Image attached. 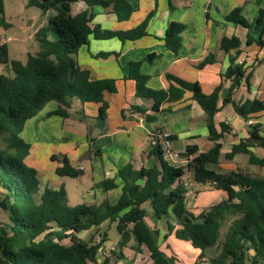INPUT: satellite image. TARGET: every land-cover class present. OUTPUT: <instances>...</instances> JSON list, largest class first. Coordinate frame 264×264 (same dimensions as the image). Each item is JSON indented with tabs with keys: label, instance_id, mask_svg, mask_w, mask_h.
Returning a JSON list of instances; mask_svg holds the SVG:
<instances>
[{
	"label": "trees",
	"instance_id": "obj_1",
	"mask_svg": "<svg viewBox=\"0 0 264 264\" xmlns=\"http://www.w3.org/2000/svg\"><path fill=\"white\" fill-rule=\"evenodd\" d=\"M76 1L79 0H28L27 5L37 6L43 12L53 10L54 15L34 32L39 48L37 52L28 54L24 63L11 60V75L0 74V142L4 141L0 146V209L8 214V221L0 222V264H99V247L107 240V234L102 233L101 239L92 243L80 238L78 232L98 227L106 220L115 222L118 246L127 247L132 241L129 248L140 252L144 246L153 264H175V257L160 248L158 230L146 222L149 215L144 207L146 202H149L153 219L167 218L164 238L173 234L176 239L188 241L199 250L198 260L205 257L207 248L218 244L221 228L227 223L220 251L209 258L207 264H264V177H251L240 170L219 172L207 167L218 163L220 145L217 141L228 129L222 124V131L217 132L213 121L219 108L221 84L209 94H204L197 82L167 73V87L152 88L147 85L148 76L140 71L142 60L129 62L124 77L134 80L137 96L152 100V113L138 105L132 108L142 113L145 120L153 121L157 113L166 110L161 107L163 103L179 100L189 91L205 113L208 138L213 146L205 152H198L194 145L188 146V160L184 166L170 165L163 158L161 148L152 147L150 154L157 158L158 165L134 169L132 164L125 163L117 169L116 176L122 184L114 203L104 200L97 205L79 203L69 206L64 186L40 190L36 170L23 162L30 151V144L20 136L25 121L49 101L57 102V107L50 114L67 117V109L74 98L82 104L97 103V116L104 119L108 108L104 95L116 91L115 79H91L89 70L78 65L75 55L80 46L87 44L89 36L95 39L116 37L124 42L146 35L147 20L151 16L149 13L128 30L101 29L91 27L93 13L89 9L71 14V3ZM83 1L88 7L112 5L120 21L128 19L134 10L128 0ZM3 12V0H0V14ZM263 15L260 9L255 26L263 22ZM225 19L249 27L239 7L233 8ZM183 29L184 24L176 21L169 22L165 28L162 39L173 53L180 48ZM253 41L260 46L264 44L261 38ZM247 43H251L250 36ZM238 44L235 36L220 40V48L224 51ZM116 54L98 52L94 57L105 59ZM156 57V53L150 52L143 60L151 62ZM8 60V45L4 41L0 43V63ZM211 61L212 58L207 57L199 67ZM221 76L231 78L229 96L239 86L243 69L231 60ZM226 97L224 103L227 102ZM233 107L240 117L248 121L254 113L264 111V98L234 103ZM250 126V137H259L260 125ZM250 137L233 145L225 153V158L231 159L236 153L244 152L250 163L264 168V156L256 157L246 149L252 145ZM258 144L264 147L263 137ZM50 158L59 163L55 168L59 176L75 178L83 173L82 168L72 165L66 155H51ZM186 170L192 172L194 182L210 183L223 190L226 197L197 215L191 213L185 205L186 189L181 183ZM97 186L107 191L118 187V184L114 178H106ZM63 239H68L69 243H62ZM101 264H109V259H104Z\"/></svg>",
	"mask_w": 264,
	"mask_h": 264
},
{
	"label": "crops",
	"instance_id": "obj_2",
	"mask_svg": "<svg viewBox=\"0 0 264 264\" xmlns=\"http://www.w3.org/2000/svg\"><path fill=\"white\" fill-rule=\"evenodd\" d=\"M128 1L132 4L134 10L128 19L121 21L117 19L116 14L113 12L112 5L108 7L101 5L88 7L83 0L71 3L70 12L72 15L89 9L93 13L90 21L91 27L98 26L101 29L128 30L138 25L151 13L147 20L146 35L136 40L122 42L116 37L95 39L93 36H89L87 44H83L78 49V54L75 55L76 61L81 68L89 70L91 79L114 78L116 82V91L106 92L104 95L105 100L108 102L107 115L104 119L110 123L105 130L95 132L97 135L95 141L97 139L98 141H110L113 136L119 142L121 138L124 139L125 137V148L124 152L117 150L116 156L118 157L111 160L108 158L109 156H105L104 150L106 147L94 146L93 142V148L81 153L78 159L79 154L76 155L77 157L70 160L71 164L83 170L82 161L94 158L95 164L92 166V176L95 186L106 178H114L118 187L107 191L103 190L105 193L102 200L110 202L108 194L114 193L111 196V201L115 202L120 194L122 184L116 176L119 167L125 163L132 164L134 169L158 165L157 158L150 154L152 146L149 144V135L151 132L159 130H169L171 132V150L177 152L179 156L173 158L163 154V158L172 166H184L187 163L186 149L188 146H196L198 152H205L213 146V142L208 138L205 113L199 104L191 98V92L189 91H186L179 100L163 103L161 107L166 110L157 113L153 121L145 120L142 113L132 108L133 105H138L147 109V113H152L150 110L152 100L137 96L134 80L124 77L128 72L129 62L142 60L140 71L148 76L147 85L152 88H166L168 81L165 75L167 73L189 82H197L204 94H209L218 84H221L218 98L219 108L213 116V121L217 132L222 131V124L227 126L228 129L222 132V137L217 141L220 145L218 163L208 164L207 167L219 172L240 170L251 177H258L255 176L258 174L264 175L263 167L250 163L248 155L244 152L236 153L231 159L225 158V153L229 152L233 145L249 139L250 130L252 129L250 125L259 124L258 135L264 138V111L254 113L246 121L235 112L233 107L234 103L241 104L246 100L264 98V44L260 46L253 41L259 38L264 39V15L263 22L259 26H255L260 9L264 12V0ZM235 7L240 8V14L249 22V27L234 24L225 19V16ZM53 15V10L46 11L43 21L47 23ZM30 21H33V19H30ZM171 21L184 24V29L181 32V45L177 53H173L166 48L162 39L165 28ZM232 36L238 38V46L228 51L222 50L220 48L222 37L230 38ZM248 36L251 37L250 44L247 43ZM104 40H108L107 43H102ZM98 52H115L117 54L110 55L105 59L102 58L103 61H100L94 58V55ZM150 52L156 53L157 57L151 62L144 61V57ZM111 56L114 57L110 58ZM207 57L212 58V61L199 67V64ZM231 60L234 64L242 67L243 76L239 86L227 96L231 78H225L221 74L230 66ZM107 95L111 99L110 102L107 100ZM225 97L227 102L224 103L223 99ZM72 100L70 106L73 103ZM90 103L94 105L97 115V103H81L82 110L87 108ZM112 111L115 113V117L110 118ZM249 121H252V123L249 124ZM258 143H251L252 145L246 146V149L256 157L261 158L264 156V147ZM94 148L96 150H93ZM93 155L95 157H92ZM189 173L190 171L186 170L184 176H189ZM261 175L259 177H264ZM199 184L204 189H198L196 191L197 197L189 199L185 203L188 210L194 215L217 203V200L213 202L216 197L218 199L221 197L220 200L226 197L223 190L216 189L210 183ZM215 191H219L216 193L215 198L212 196L204 201H198L200 196H211L212 193L215 194ZM144 207L149 212L146 222L151 228L157 229L158 234L160 229L157 224L164 223V235L167 231V218L155 219L156 226L153 227V223L150 224L147 220L151 216L149 202H146ZM109 223L115 225V222ZM117 236L119 238L118 232Z\"/></svg>",
	"mask_w": 264,
	"mask_h": 264
},
{
	"label": "rangeland",
	"instance_id": "obj_3",
	"mask_svg": "<svg viewBox=\"0 0 264 264\" xmlns=\"http://www.w3.org/2000/svg\"><path fill=\"white\" fill-rule=\"evenodd\" d=\"M27 3L28 0H3L4 12L0 14V43L4 41L7 43L9 60L7 63H0V74L11 75L12 71L9 64L11 60H20L24 63L28 54H34L39 49L38 43L34 39V32L38 27L46 23L43 21L45 12L37 6L27 5ZM30 19H33V21H30ZM107 41L104 40L102 43H107ZM112 57L114 56L110 58ZM96 59L103 61L102 58ZM107 100L109 102L111 100L109 95H107ZM72 101L73 103L68 109L67 117L50 114L57 107V102L49 101L33 117L25 121L20 136L30 144V151L23 162L26 166L36 170V177L41 190L45 187L58 189L60 186H64L67 197L66 203L69 206L79 203L97 205L103 201L102 198H104L105 192L100 187L95 186L93 181L92 166L95 164L94 158L82 161L83 173L79 177L71 178L68 176L61 177L55 173L58 162L52 161L50 156L56 155L61 157L62 155H66L71 160L79 154L78 159L81 153L91 150L94 144V146H105V156H109L108 158L113 160L118 157L116 156L117 150L124 152L125 137L124 139L121 138L119 142L113 136L110 141H98V139L95 141V136H97L95 132L97 130H105L110 122L100 119L96 115V110H94L95 108L92 103L82 110L81 102L78 99L74 98ZM113 111L110 118L115 117ZM4 136L5 134H3ZM3 143L4 141L2 140L0 146ZM87 144L88 146L85 147ZM93 150L96 149L94 148ZM120 152L118 153L121 154ZM92 157L95 156L93 155ZM262 170L264 172V168ZM260 175L255 176L259 177ZM188 178L197 197L196 191L198 189L203 190L204 188L199 183L194 182L191 171ZM95 189L96 191H94ZM218 192L215 191V194L212 193L211 196H200L198 201H204L212 196L215 198ZM113 195L114 193L108 194L110 202H114L111 201V196ZM220 199L216 197L213 202L215 200L218 202ZM147 220L150 224L151 222L153 223V227L156 226L155 219L151 216ZM5 221H8V214L5 210L0 209V222ZM157 227L160 229V233L157 235L158 244L166 254L175 257V264H207L209 258L215 256L220 251L227 223L221 228L218 244L207 248L205 257L200 260L197 259L199 250L193 248L188 241L176 239L172 234L164 238V223L157 224ZM104 232L107 234V240L99 247L97 259L99 264L104 259H109V264H153L149 257V252L144 246L141 247L140 252H135L129 248V244L132 241L128 243L127 247L118 246L119 238L115 225L109 223L107 220L98 227L78 232V236L92 243H97ZM61 242L64 244L69 243L68 239H63Z\"/></svg>",
	"mask_w": 264,
	"mask_h": 264
},
{
	"label": "built area",
	"instance_id": "obj_4",
	"mask_svg": "<svg viewBox=\"0 0 264 264\" xmlns=\"http://www.w3.org/2000/svg\"><path fill=\"white\" fill-rule=\"evenodd\" d=\"M249 124L252 121L248 122ZM149 144L152 147L159 146L163 154L169 155L173 158H177L179 154L171 150L172 147V134L169 130H159L156 132H151L149 135ZM80 168V167H79ZM181 183L186 189L184 202L186 203L189 199H194L196 197L193 189L192 183L190 182L187 175L181 177ZM99 241V240H98Z\"/></svg>",
	"mask_w": 264,
	"mask_h": 264
},
{
	"label": "water",
	"instance_id": "obj_5",
	"mask_svg": "<svg viewBox=\"0 0 264 264\" xmlns=\"http://www.w3.org/2000/svg\"><path fill=\"white\" fill-rule=\"evenodd\" d=\"M260 141V137H250L251 143H258Z\"/></svg>",
	"mask_w": 264,
	"mask_h": 264
}]
</instances>
